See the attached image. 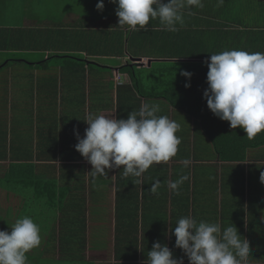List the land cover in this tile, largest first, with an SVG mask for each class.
I'll return each instance as SVG.
<instances>
[{"label": "crops", "instance_id": "obj_1", "mask_svg": "<svg viewBox=\"0 0 264 264\" xmlns=\"http://www.w3.org/2000/svg\"><path fill=\"white\" fill-rule=\"evenodd\" d=\"M70 1L74 6L68 7L67 16L47 25L31 0H0V69H10L7 116L0 123V215L8 210L7 204L19 206L17 210L39 211L31 217L40 225L43 239L33 251L41 255L43 264L48 256L63 259L59 250L56 254L49 251L54 230L58 232L56 242L85 237L89 244H109L88 250V258L95 261L112 257L114 263L115 244L119 243L121 255H137L136 260L121 259L120 264H147V253L156 241L175 248L176 237L168 230L188 215L198 222H218L222 229L236 226L250 243L248 264H264V182L260 180L264 147L249 150L242 161H223L200 122L165 97L139 98L125 89L117 94L119 85L131 82V77L119 70L129 60L145 69L208 60V28L224 29L228 24L234 30L254 29L262 41L252 50L245 48L246 44L241 49L264 53V0H203V8L186 12L184 25L174 33L163 30L158 21L147 30L127 31L118 26V5L101 11L94 5L100 0ZM247 12L255 14L257 26L247 23ZM60 17H64L62 12ZM71 19V23L65 21ZM115 35L124 36V54L119 56L106 53ZM130 42L133 48L128 47ZM186 44L194 45L191 54L183 51ZM65 54L73 57H57ZM97 58L112 61L102 64L110 66V73L94 68ZM11 63L22 64V68ZM116 72L121 74L118 86ZM148 76L152 82L159 77ZM103 80L108 85L102 89L97 83ZM142 103L159 105L157 115H166L180 125L177 155L167 164L150 167L142 178L124 177L122 166L112 169L107 177H93L92 165L75 148L76 131L83 137L89 126L83 119L98 114L127 118L130 112L139 111ZM182 176L188 179L179 186L183 191L177 195L168 182ZM157 179L160 187L152 194L151 184ZM187 189L190 205L179 206L180 193L185 199ZM241 199L244 206H231ZM3 224L0 228L6 226Z\"/></svg>", "mask_w": 264, "mask_h": 264}, {"label": "clouds", "instance_id": "obj_2", "mask_svg": "<svg viewBox=\"0 0 264 264\" xmlns=\"http://www.w3.org/2000/svg\"><path fill=\"white\" fill-rule=\"evenodd\" d=\"M118 5V26L127 31L147 30L158 21L168 32H177L185 23V13L203 8V0H112ZM222 2V0H221ZM103 10L104 0L97 4ZM208 88L204 91L209 109L230 127H240L249 140L264 132V53L242 49L211 54L205 61ZM189 79L193 73L183 70ZM190 87V83L185 85ZM159 105L142 103L139 111L127 118L114 115H89L85 135L76 131L77 151L92 165L93 177H107L122 166L124 177L142 178L150 167L167 164L179 151L180 125L166 115H157ZM188 161H184L188 166ZM182 176L169 181L168 187L179 194ZM264 182V171L260 173ZM160 180L151 184L157 194ZM11 231L0 229V264H28V253L42 243L41 227L28 215L11 224ZM169 233L175 246L183 250L189 264H248L251 247L236 226L221 227L218 222L197 221L191 215L178 219ZM147 264H184V257H174L167 244L156 241L147 253Z\"/></svg>", "mask_w": 264, "mask_h": 264}, {"label": "trees", "instance_id": "obj_3", "mask_svg": "<svg viewBox=\"0 0 264 264\" xmlns=\"http://www.w3.org/2000/svg\"><path fill=\"white\" fill-rule=\"evenodd\" d=\"M206 39L209 41L206 42L210 48L209 54H217L226 50H231L233 47L235 49L244 48L242 47L244 44H246L245 48L252 50L259 45L260 41H262V36L259 32H255L254 29L236 28L234 30L231 26L225 24L224 29L208 28ZM218 40H221V43L218 42ZM109 45L110 50H107L106 53L115 56L122 55V53L124 54L123 35L121 37L115 35L110 39ZM193 47L194 45L189 44V46L187 45L186 48H183V51L187 52L186 55L191 54L193 52ZM202 49L206 50L204 44ZM57 57L68 58L73 56L65 54ZM75 58L82 57L75 55ZM178 64L179 65L176 68H162L160 65H155L154 67L145 69L138 67L137 64H133L129 60L128 63L120 67L119 70L120 72L129 75L131 77V82L129 84L123 83L119 86L117 85V94L121 95L122 89H125L129 93H133V95H138L139 98L148 96L165 97L171 105L191 114L200 122V125L213 143L216 153L223 161H242L245 159L249 150L264 147V132L258 134L254 139L249 140L242 128L237 127L236 129H232L230 127V122L220 119L209 109L207 100L204 97V91L208 88L207 72L209 71L205 61L185 60ZM96 66H94L95 69L101 68V70H109L110 68L99 64H96ZM183 70L193 73L190 79L180 74ZM149 73L159 76L158 80H155L156 85H158L157 90L160 91L159 93H152L153 90L150 88L152 86V81L143 80V76L145 75V77H147ZM188 83H190V87L185 86ZM149 85L151 86L149 87ZM2 133L3 132H0V136ZM227 173L228 176H231V170H228ZM175 176H177V174H175ZM29 181H31V179ZM179 190L183 191V188H179ZM188 191L189 190L187 189L185 192V199L184 193H180L182 196L178 200L179 206L190 205L187 198ZM195 192L198 193V191ZM195 200L196 198L193 196V202L196 205L198 202ZM231 206H244V199L234 202L233 205L231 203ZM249 206H252L251 203H249ZM51 233L53 237H49L51 238L48 242L49 251H53L52 253L56 254L55 252L59 250L63 259L53 260L48 256L46 259L47 264H120L121 259L136 260L137 258L136 253L130 255L129 252L125 254L123 252L121 255L119 251V243H117L115 244L114 263L111 261L112 257L110 259H104L103 262L98 260L95 261L94 258H88L87 256V252L89 249L93 248H91V244H95L94 242L89 244L85 237H76L67 242L63 240L56 242L58 240H56L54 236L58 233L57 230H54ZM173 246H175V242ZM174 249L172 250L174 257H184V264H189V260L183 250L176 246ZM28 257H30L28 258V261H30L29 263L37 264L36 262L38 260H36L34 255H28ZM124 264L128 263L125 262Z\"/></svg>", "mask_w": 264, "mask_h": 264}, {"label": "rangeland", "instance_id": "obj_4", "mask_svg": "<svg viewBox=\"0 0 264 264\" xmlns=\"http://www.w3.org/2000/svg\"><path fill=\"white\" fill-rule=\"evenodd\" d=\"M36 1H38V0H36ZM23 2L25 3L26 0H22V3ZM31 3L34 5V7L37 10H40L41 16L43 18L47 19V21H48L47 25H55V23L61 22L62 19H64L67 16V13H69L68 7L72 8L74 6V5L70 6V5H72L70 0H40V2L39 1L35 2V0H31ZM98 3H96L94 5L97 6ZM104 5H105V7L109 6L110 8H114V7L117 6V4L113 3L112 0H104ZM61 12L64 14L63 18L60 17ZM254 15L255 14L252 13V12H247V14H246V18L248 19L247 23L250 26H257V24H258V22L254 21ZM65 21L66 22L68 21L67 23H71L73 20L71 19V20H65ZM128 47L133 48L132 47V42L129 43ZM80 57H82V56H80ZM97 59L98 60L94 61L96 64H100L101 63L100 65H102L104 63L105 64L112 63V61L110 59L109 60L108 59H101V58H97ZM5 62H6V60L4 62H2V64H4ZM113 63H114V65H116L117 62L113 61ZM11 64L13 65L14 68H17V67H20V66L22 68V64L21 65L18 64V63H11ZM7 67L8 66H5V67H2L0 69V123H2L4 121V119H5V117L7 116V111L5 109V106H6L5 97H6V94H7L6 89H7V85H8V83H7V73L10 70ZM108 67H110V66H108ZM111 67H114V66L111 65ZM99 70H101V68ZM102 71H104V69L101 70L100 72H102ZM108 71H109V73L111 72L110 70H108ZM103 76L106 77L107 75L103 74ZM143 80L149 81L150 78H149V76L145 77V75H144L143 76ZM116 84L118 85V83H116ZM151 84H152L153 91H156L157 88H158V85H156V81L151 82ZM16 85H18V84H16ZM104 85H108V83H105V80H103V82L100 81V82L97 83V86L101 87L102 89H103ZM5 91H6V93H5ZM15 95H18V94H16V91H15ZM10 101H12V99ZM30 105H31V103H30ZM11 185L14 186L15 185L14 182ZM8 200H11V198H8ZM7 205L9 206L7 208L8 210H6L3 213L2 216L0 215V225H2V223L4 222V224H6V226H3L0 229L8 230L9 232L11 231V226L10 225L14 224L15 221L18 218H20L19 216H21V215L31 216V215H35V214L39 213V211L37 209H35L36 210L35 212L33 210V212L31 213V209H29V208L23 207V208H20V210H17V209H15L16 206H12V204H7ZM17 207H19V206H17ZM6 216H7V218H6ZM101 246L107 248V247H109V244L101 245V243H97V242L95 244H91V247H101ZM29 253H30V255H34L36 257V259L38 260L36 262L37 264H39V263L43 264L42 263L43 260L40 261L41 260V255H35V252L33 250H31ZM42 256H43V253H42Z\"/></svg>", "mask_w": 264, "mask_h": 264}, {"label": "built area", "instance_id": "obj_5", "mask_svg": "<svg viewBox=\"0 0 264 264\" xmlns=\"http://www.w3.org/2000/svg\"><path fill=\"white\" fill-rule=\"evenodd\" d=\"M115 80H116V82L118 84H120V82H121V75L118 72L115 73Z\"/></svg>", "mask_w": 264, "mask_h": 264}, {"label": "water", "instance_id": "obj_6", "mask_svg": "<svg viewBox=\"0 0 264 264\" xmlns=\"http://www.w3.org/2000/svg\"><path fill=\"white\" fill-rule=\"evenodd\" d=\"M133 60H134V61L141 62V59H139V58H134Z\"/></svg>", "mask_w": 264, "mask_h": 264}]
</instances>
